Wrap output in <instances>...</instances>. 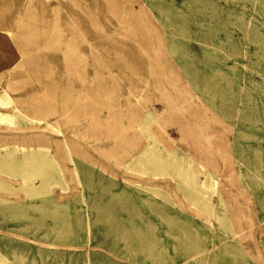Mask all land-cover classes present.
I'll use <instances>...</instances> for the list:
<instances>
[{"label":"rangeland","instance_id":"1","mask_svg":"<svg viewBox=\"0 0 264 264\" xmlns=\"http://www.w3.org/2000/svg\"><path fill=\"white\" fill-rule=\"evenodd\" d=\"M162 110L148 130L182 159L138 166L137 115ZM0 161V264H264V0H0ZM179 165L215 203L204 174L227 185L233 228Z\"/></svg>","mask_w":264,"mask_h":264},{"label":"bare ground","instance_id":"2","mask_svg":"<svg viewBox=\"0 0 264 264\" xmlns=\"http://www.w3.org/2000/svg\"><path fill=\"white\" fill-rule=\"evenodd\" d=\"M79 55L83 56L84 54L82 52H79ZM41 62V61H39ZM43 63V62H42ZM39 64V63H38ZM152 67H150L151 69ZM96 71V70H95ZM87 81V80H86ZM30 97V95H28ZM75 99V98H74ZM70 101L68 104L71 105ZM156 118H152L149 116L150 119L147 118L148 114L140 113L137 115V120L139 121L138 127L142 131H146L149 129V126L151 123H158V118L165 115V112L162 110L161 112H156ZM105 118L109 120L110 125H112V122L115 120V117H117V107H109L108 113L105 114ZM117 119V118H116ZM99 120L97 116L93 118V122ZM93 122L88 124V127L93 124ZM118 124V122H117ZM120 125V123H119ZM124 126V125H123ZM156 134L152 130H148V133H146L145 136H143V147L137 152V154L132 155V159L135 160L136 164L141 167L146 166H153L155 168H160L162 166H170L173 164H176L179 160L181 161L182 157L180 155L175 154L172 152L171 149L168 148V146L164 145L162 141H157L155 139ZM163 144V146H162ZM104 151H107L104 149ZM140 154L143 155L144 160L140 158ZM189 159V158H187ZM118 161V160H117ZM120 161V160H119ZM3 162V161H0ZM17 163V162H16ZM19 167H23L24 169H31L34 170L37 169V173L31 174L28 179L30 181H34L36 178H40L43 182V169L41 168V164H39V160L36 158L35 155H32L31 157L26 156L21 163H17ZM118 164L123 165V162L120 161ZM193 171L189 170L186 166L179 165V169L177 171V176L180 180H182V185H180L181 189H183L184 194L192 201L193 205H196L197 203L200 204V210L197 209L196 212L199 214L200 212H205L207 214H210L212 218L220 225L225 226L227 228H233V226L236 225L235 218L231 213H228L227 209V202L226 199L223 197V191L225 190L226 184L222 185V188L220 189L218 187V179L216 177H213V175L209 172H206L204 174V180L202 181V187L205 189H211V192L218 197L217 202H213L210 200V198H207L198 188L194 187L193 181L191 179V176L193 175ZM229 172H226L224 177L228 180ZM226 180V181H227ZM41 182V184H42ZM39 184V185H41ZM36 185L32 182V190L33 191H40V186ZM151 189V188H150ZM153 194L159 195V194H165L160 189L152 188ZM235 217V218H234ZM169 223H179L178 229L182 231L183 236L179 239H183V242H186L187 247L193 249V255L192 256H200V255H209L210 252H212L216 248L215 243H211L212 247H207L205 245V238L202 236V233L200 234L198 230H190L188 229V223H184L182 221L175 220L174 217L169 216ZM208 220H206L207 222ZM209 229L211 228L213 231H215L212 223L208 221ZM171 224V225H172ZM152 224L148 223V232L146 234V237L150 241V246L154 247V245H157L158 239L154 238V228L151 226ZM143 232V231H142ZM156 239V240H155ZM208 239V238H207ZM223 243L226 242V238L223 237ZM156 248V246H155ZM22 260L21 258H17L15 262ZM19 263V262H18ZM22 263V262H21ZM173 263V262H172ZM176 264V263H173ZM185 264H188L185 262Z\"/></svg>","mask_w":264,"mask_h":264}]
</instances>
